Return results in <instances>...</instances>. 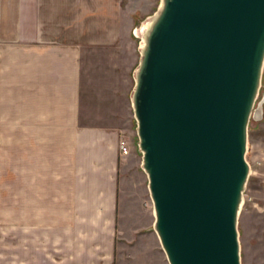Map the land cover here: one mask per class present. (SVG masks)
Returning <instances> with one entry per match:
<instances>
[{
  "label": "crops",
  "instance_id": "0c3cea01",
  "mask_svg": "<svg viewBox=\"0 0 264 264\" xmlns=\"http://www.w3.org/2000/svg\"><path fill=\"white\" fill-rule=\"evenodd\" d=\"M158 4L0 0V159L38 158V218L0 215V264H169L133 132L135 27Z\"/></svg>",
  "mask_w": 264,
  "mask_h": 264
},
{
  "label": "water",
  "instance_id": "95a60500",
  "mask_svg": "<svg viewBox=\"0 0 264 264\" xmlns=\"http://www.w3.org/2000/svg\"><path fill=\"white\" fill-rule=\"evenodd\" d=\"M140 30L132 105L168 261L242 264L248 128L264 111V0H161Z\"/></svg>",
  "mask_w": 264,
  "mask_h": 264
},
{
  "label": "rangeland",
  "instance_id": "374dc122",
  "mask_svg": "<svg viewBox=\"0 0 264 264\" xmlns=\"http://www.w3.org/2000/svg\"><path fill=\"white\" fill-rule=\"evenodd\" d=\"M160 4L161 0H159L156 11ZM150 17L151 15L140 18L135 27L136 33L134 34L139 46L138 64L141 59L143 45V33L140 28L144 23L148 22ZM263 97L264 79L262 77V85L256 101V107ZM133 128V132L136 133L137 150L142 160L143 153L138 146L136 121ZM6 145L8 146V144ZM17 154V152L12 153L9 150V152L1 155L0 171L11 163L18 168V172L22 171V173L11 176L5 181L7 188L5 190L0 189V215L26 216L27 218L37 219L38 174H35L34 171L38 168V158L19 161ZM246 158L250 162V174L245 185L238 217L241 260L242 264H264V111L261 117L258 114H253L251 117L248 128ZM0 183H3V181L0 180ZM12 225L15 227L19 225H36L38 229V223H15ZM130 258L131 256L123 255V264H129L128 260ZM156 260V264H161L159 259Z\"/></svg>",
  "mask_w": 264,
  "mask_h": 264
},
{
  "label": "built area",
  "instance_id": "2783aa9c",
  "mask_svg": "<svg viewBox=\"0 0 264 264\" xmlns=\"http://www.w3.org/2000/svg\"><path fill=\"white\" fill-rule=\"evenodd\" d=\"M120 147L122 153H128L130 151V145L125 140L121 141Z\"/></svg>",
  "mask_w": 264,
  "mask_h": 264
}]
</instances>
